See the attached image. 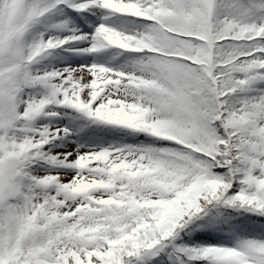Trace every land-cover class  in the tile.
I'll return each instance as SVG.
<instances>
[{"label": "snow or ice", "instance_id": "6c2138e0", "mask_svg": "<svg viewBox=\"0 0 264 264\" xmlns=\"http://www.w3.org/2000/svg\"><path fill=\"white\" fill-rule=\"evenodd\" d=\"M0 264H264V0H0Z\"/></svg>", "mask_w": 264, "mask_h": 264}]
</instances>
